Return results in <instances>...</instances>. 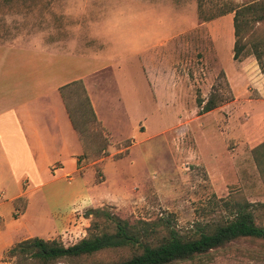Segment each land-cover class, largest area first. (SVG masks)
I'll use <instances>...</instances> for the list:
<instances>
[{
    "label": "rangeland",
    "instance_id": "1",
    "mask_svg": "<svg viewBox=\"0 0 264 264\" xmlns=\"http://www.w3.org/2000/svg\"><path fill=\"white\" fill-rule=\"evenodd\" d=\"M260 1L0 0L1 28L9 16L15 28L46 34L40 43L51 42L54 54L79 42V70L102 91L90 92L96 117L81 84L64 92L84 145L80 175L97 190L80 219L89 210H104L133 233L140 222L162 220L191 238L232 216L228 200L264 204V176L253 155L264 143V71L249 45L237 61L244 75L234 93L224 72L229 60L222 64L216 55L222 43V56L233 58L234 10ZM250 30L259 31L253 41L264 40L263 24ZM209 98L216 108L205 114ZM138 105L140 113L134 111ZM255 214L264 227V208ZM85 220L60 234L53 229L52 239L43 240L69 246L90 231L113 230L98 219ZM132 255L120 249L60 264H114ZM174 264H264V241L240 240Z\"/></svg>",
    "mask_w": 264,
    "mask_h": 264
},
{
    "label": "crops",
    "instance_id": "2",
    "mask_svg": "<svg viewBox=\"0 0 264 264\" xmlns=\"http://www.w3.org/2000/svg\"><path fill=\"white\" fill-rule=\"evenodd\" d=\"M9 18L3 16L0 27V264H12L4 254L17 244L52 239L53 229L60 234L86 221L76 215L93 207L97 190L80 175L84 145L64 92L81 84L95 111L91 89L102 92L79 70L84 67L78 61L79 42L66 43L67 49L54 54L51 42L40 43L46 34L15 28ZM217 49L222 64L229 60L224 72L236 93L243 64L234 53L222 56V43ZM169 99L176 100L174 90ZM123 103L127 110V99ZM134 111L140 113L139 105Z\"/></svg>",
    "mask_w": 264,
    "mask_h": 264
},
{
    "label": "trees",
    "instance_id": "3",
    "mask_svg": "<svg viewBox=\"0 0 264 264\" xmlns=\"http://www.w3.org/2000/svg\"><path fill=\"white\" fill-rule=\"evenodd\" d=\"M234 12V59L239 61L244 58L247 48L251 45L264 71V40L253 41L259 31H249L253 23L264 25V0L240 6ZM86 98L93 116L96 117L87 94ZM215 108L213 100H209L203 111L208 113ZM253 155L264 176V143L254 149ZM225 205L232 216L224 224L213 230H201L191 238L181 236L170 222L162 220L154 223L140 222L142 228L139 233H133L127 222L114 218L109 212L89 210L84 213L83 219H98L112 226L113 230L100 234L90 231L87 237L69 246L62 241L31 238L7 251L4 259L22 257L23 264H60L64 261L92 258L106 251L129 249L133 251V255L114 264H174L192 261L240 240L264 241V227L258 224L255 214L259 207L264 208V204L257 205L245 199L233 198L225 202ZM76 217H80V214ZM98 227L99 223L95 230Z\"/></svg>",
    "mask_w": 264,
    "mask_h": 264
}]
</instances>
